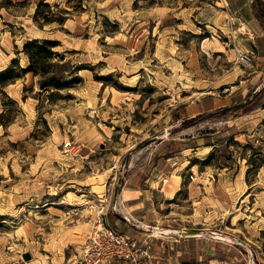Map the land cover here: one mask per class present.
Returning <instances> with one entry per match:
<instances>
[{"label":"rangeland","instance_id":"obj_1","mask_svg":"<svg viewBox=\"0 0 264 264\" xmlns=\"http://www.w3.org/2000/svg\"><path fill=\"white\" fill-rule=\"evenodd\" d=\"M39 3L48 7L37 18L51 22L33 20ZM228 9L224 0H0V70L13 59L25 67L23 44L49 37L69 70L61 77L79 79L42 91L29 73L3 89L10 100L0 95V264H73L98 212L121 216V189L146 179L164 189L155 217L199 234L196 252L216 242L229 250L213 264H264V229L239 221L264 218V76L242 92L235 75L256 58L236 63L235 48H252ZM229 29L233 40L220 33ZM204 96L215 109L195 114Z\"/></svg>","mask_w":264,"mask_h":264},{"label":"crops","instance_id":"obj_2","mask_svg":"<svg viewBox=\"0 0 264 264\" xmlns=\"http://www.w3.org/2000/svg\"><path fill=\"white\" fill-rule=\"evenodd\" d=\"M224 1L226 6H228L230 9L229 14L232 16L234 22L236 24L242 25L243 27H241V29L245 28L243 37L240 36V39H244V42L247 44V46L252 48L250 51L255 53L254 56L256 60L251 67H248V71L239 69V72L235 75L242 84L240 86L242 92V87L245 88L250 86L249 90H251L255 88V86L264 76V30L262 29L261 24L257 23L254 12L249 5V0ZM216 100L217 99L215 98L207 96L197 99L195 105V114H200L204 110L208 112L212 109H215ZM232 100L233 96H228L227 98L220 101L223 102V104L228 105L231 104ZM148 182L149 180L146 179L144 181L145 184H141L136 187V181L134 180L130 187L124 186L117 196L115 205L118 206L120 212H122L121 216L129 220L128 223L124 221L123 217L118 215V211L113 213L112 216L106 217V219L113 225H119L120 222L123 225V230L121 231L124 233L126 232L128 236L136 239H141L145 235V233L138 227L139 225L142 226L157 222V224L161 226L163 230L171 231L164 238L156 239L154 241L153 255L155 257V264H185L186 262H191L192 264H213L218 262V259H221L220 256L225 257V253H227L229 249L220 244H214L216 242L208 243L205 247L202 246L200 248V253L199 251L196 252L195 247L198 246L199 242L195 241L194 236H191L194 234L191 233L192 231L190 232L188 229H186L185 233H187V235L181 237L180 234H185L182 232V229L185 228V226L181 227L177 223L176 225H170V221L166 219H157L155 217L156 203L154 200L158 198L157 193H161V191H164V189L163 187L160 189L156 188L157 183L159 182L157 180L151 181L150 183L152 184L149 185L147 184ZM177 188L175 183L170 196L177 191ZM202 188L204 187L202 186ZM162 198L163 201L167 200L165 197H161V199ZM240 202L243 204L242 199ZM241 204L239 207L242 206ZM249 218L251 219L249 220ZM245 219L249 220L248 224L252 232L256 233L258 229H264V218L259 219L256 215L254 217L244 215L241 219H239V221H243ZM191 221L192 220L190 219L189 222ZM171 222L174 221L171 220ZM214 245L215 248H213ZM245 245L249 246L247 243ZM215 255L217 257H215ZM219 262L222 261L219 260Z\"/></svg>","mask_w":264,"mask_h":264},{"label":"built area","instance_id":"obj_3","mask_svg":"<svg viewBox=\"0 0 264 264\" xmlns=\"http://www.w3.org/2000/svg\"><path fill=\"white\" fill-rule=\"evenodd\" d=\"M234 32L233 29L220 31L226 39L232 40ZM235 61L242 66H251L253 54L235 48ZM102 205L103 202H99L100 210ZM106 216V213L98 212L73 264H155L154 241L167 236L169 234L166 233L167 230L159 226L139 225L145 235L141 239H136L116 229ZM123 219L126 223L129 222L127 218Z\"/></svg>","mask_w":264,"mask_h":264},{"label":"trees","instance_id":"obj_4","mask_svg":"<svg viewBox=\"0 0 264 264\" xmlns=\"http://www.w3.org/2000/svg\"><path fill=\"white\" fill-rule=\"evenodd\" d=\"M41 6L48 7L46 3H39L33 16V20L39 24L51 22L46 15H42L41 20L37 18L40 13L39 7ZM253 7L258 18L264 22V4L254 0ZM58 45L59 43L57 41L49 37L26 41L23 44L21 51L27 58L28 63L25 67H20L17 61L13 59L10 66L0 70V95L5 96L3 89L7 85L23 78L24 75L29 73L33 77H38L37 86L42 91H60L73 87L79 79L77 76L70 80L61 77V75L69 72V70L65 68L64 63L62 62L63 56L54 51ZM53 58H58L59 62L50 63ZM99 80H103V78ZM240 107V104L233 105L229 108H223L220 111L222 112ZM198 119H201V116L192 118L188 122H183L181 126L186 127L188 124H193Z\"/></svg>","mask_w":264,"mask_h":264},{"label":"water","instance_id":"obj_5","mask_svg":"<svg viewBox=\"0 0 264 264\" xmlns=\"http://www.w3.org/2000/svg\"><path fill=\"white\" fill-rule=\"evenodd\" d=\"M22 257H23V259L26 260V261L30 259V255H29L28 253H24V254L22 255Z\"/></svg>","mask_w":264,"mask_h":264},{"label":"bare ground","instance_id":"obj_6","mask_svg":"<svg viewBox=\"0 0 264 264\" xmlns=\"http://www.w3.org/2000/svg\"><path fill=\"white\" fill-rule=\"evenodd\" d=\"M172 193V189H170L169 190V194H171ZM171 231H166V233H170ZM191 236H199V234H192ZM218 238V237H217ZM220 238V237H219ZM223 239H225V238H223ZM219 240V239H218Z\"/></svg>","mask_w":264,"mask_h":264}]
</instances>
